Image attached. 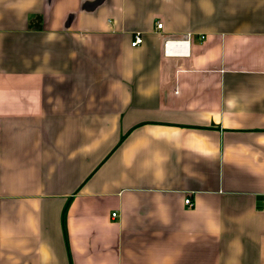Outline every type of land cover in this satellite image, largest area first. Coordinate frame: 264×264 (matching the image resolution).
<instances>
[{"label":"crops","instance_id":"obj_1","mask_svg":"<svg viewBox=\"0 0 264 264\" xmlns=\"http://www.w3.org/2000/svg\"><path fill=\"white\" fill-rule=\"evenodd\" d=\"M263 205L264 0H0V264H264Z\"/></svg>","mask_w":264,"mask_h":264},{"label":"built area","instance_id":"obj_2","mask_svg":"<svg viewBox=\"0 0 264 264\" xmlns=\"http://www.w3.org/2000/svg\"><path fill=\"white\" fill-rule=\"evenodd\" d=\"M157 27L159 29H161L163 27V23L159 22L157 24ZM189 39V36H188ZM143 34L141 32H137L134 36H133V40L131 42V45L133 47L139 46L143 43ZM186 42L185 40H167L164 43V50L165 53L169 54L172 52H182L186 46ZM187 205H192L191 199L188 198L185 200ZM264 208V205H263ZM116 216V213L113 214V217Z\"/></svg>","mask_w":264,"mask_h":264}]
</instances>
